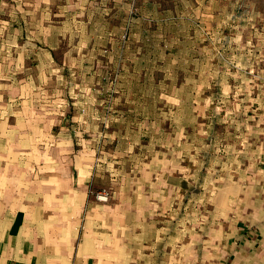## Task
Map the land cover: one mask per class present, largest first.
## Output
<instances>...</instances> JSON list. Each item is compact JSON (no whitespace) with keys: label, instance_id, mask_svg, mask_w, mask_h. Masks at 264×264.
Instances as JSON below:
<instances>
[{"label":"rangeland","instance_id":"1","mask_svg":"<svg viewBox=\"0 0 264 264\" xmlns=\"http://www.w3.org/2000/svg\"><path fill=\"white\" fill-rule=\"evenodd\" d=\"M28 11L60 25L47 87L98 143L94 198L144 210L135 264H197L225 223L264 229V0H53L4 9L0 31Z\"/></svg>","mask_w":264,"mask_h":264},{"label":"crops","instance_id":"2","mask_svg":"<svg viewBox=\"0 0 264 264\" xmlns=\"http://www.w3.org/2000/svg\"><path fill=\"white\" fill-rule=\"evenodd\" d=\"M52 1L0 0V20L4 9L11 16L22 4L34 8ZM26 14L27 28L0 31L16 37L0 44V264L148 260L134 240L135 219L140 221L144 210L118 190L111 201L94 198L101 170L98 143L83 133L82 109L47 87L60 25H37L31 11ZM227 226L216 240L209 237L211 249L197 264H260L264 229L256 226L257 232L239 221L232 232Z\"/></svg>","mask_w":264,"mask_h":264},{"label":"built area","instance_id":"3","mask_svg":"<svg viewBox=\"0 0 264 264\" xmlns=\"http://www.w3.org/2000/svg\"><path fill=\"white\" fill-rule=\"evenodd\" d=\"M113 196V193L111 189L109 188H103L95 193V197L98 201L101 202H107L109 201Z\"/></svg>","mask_w":264,"mask_h":264}]
</instances>
